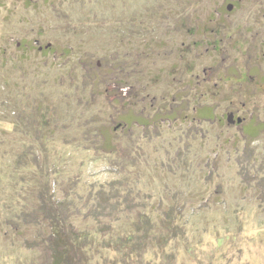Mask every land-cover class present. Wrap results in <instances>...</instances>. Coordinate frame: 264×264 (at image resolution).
Listing matches in <instances>:
<instances>
[{
  "label": "rangeland",
  "instance_id": "obj_1",
  "mask_svg": "<svg viewBox=\"0 0 264 264\" xmlns=\"http://www.w3.org/2000/svg\"><path fill=\"white\" fill-rule=\"evenodd\" d=\"M50 207L86 264H264V0H0V264Z\"/></svg>",
  "mask_w": 264,
  "mask_h": 264
},
{
  "label": "trees",
  "instance_id": "obj_2",
  "mask_svg": "<svg viewBox=\"0 0 264 264\" xmlns=\"http://www.w3.org/2000/svg\"><path fill=\"white\" fill-rule=\"evenodd\" d=\"M44 213L46 215V219L50 222L52 231L48 246L51 255L50 264L88 263L86 261V248L87 245H91L94 240L92 235L75 229L70 222V215H68V212L64 208L50 207L46 208ZM170 223L171 221H168L166 225ZM142 234L144 237L148 236L149 231H144ZM149 237L151 236L149 235ZM129 238H127L126 241H129ZM126 241L120 240L116 243V245L120 247ZM163 242H166V239H164Z\"/></svg>",
  "mask_w": 264,
  "mask_h": 264
},
{
  "label": "water",
  "instance_id": "obj_3",
  "mask_svg": "<svg viewBox=\"0 0 264 264\" xmlns=\"http://www.w3.org/2000/svg\"><path fill=\"white\" fill-rule=\"evenodd\" d=\"M228 10H230L231 9V6H228V8H227ZM227 122L228 123H235V121L233 120V114H229L228 116H227ZM241 122V120L238 118L237 120H236V123H240Z\"/></svg>",
  "mask_w": 264,
  "mask_h": 264
},
{
  "label": "flooded vegetation",
  "instance_id": "obj_4",
  "mask_svg": "<svg viewBox=\"0 0 264 264\" xmlns=\"http://www.w3.org/2000/svg\"><path fill=\"white\" fill-rule=\"evenodd\" d=\"M235 119H236V118H235ZM237 119H238V118H237ZM237 119H236V120H237ZM236 120H234V121H235V123H236ZM236 124H238V123H236Z\"/></svg>",
  "mask_w": 264,
  "mask_h": 264
}]
</instances>
